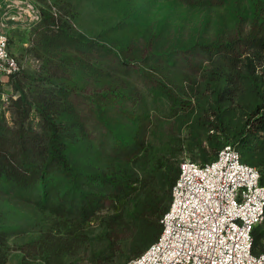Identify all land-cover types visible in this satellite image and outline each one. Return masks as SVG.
I'll use <instances>...</instances> for the list:
<instances>
[{
	"label": "rangeland",
	"instance_id": "obj_1",
	"mask_svg": "<svg viewBox=\"0 0 264 264\" xmlns=\"http://www.w3.org/2000/svg\"><path fill=\"white\" fill-rule=\"evenodd\" d=\"M16 1L0 0L20 67L0 81L2 138L22 128L11 136L22 141L18 147L54 143L77 177L50 166L45 192L38 181L23 189L0 181V264H123L134 256L138 228L118 223L121 247L108 242L112 217L124 210L105 203L83 219L73 207L91 188L108 195L98 181L105 177L135 186V173L159 163L178 169L184 158L206 162L230 143L264 183V131L257 143L240 141L264 92V51L245 42L264 33V0ZM207 44L216 47L200 46ZM230 48L243 63L232 64ZM254 239L256 251L264 248V219Z\"/></svg>",
	"mask_w": 264,
	"mask_h": 264
},
{
	"label": "built area",
	"instance_id": "obj_2",
	"mask_svg": "<svg viewBox=\"0 0 264 264\" xmlns=\"http://www.w3.org/2000/svg\"><path fill=\"white\" fill-rule=\"evenodd\" d=\"M25 1L16 2L24 7ZM19 69L0 22V81ZM263 219L259 170L225 144L208 162L179 163L158 238L123 264H264V249L253 251L252 234Z\"/></svg>",
	"mask_w": 264,
	"mask_h": 264
},
{
	"label": "trees",
	"instance_id": "obj_3",
	"mask_svg": "<svg viewBox=\"0 0 264 264\" xmlns=\"http://www.w3.org/2000/svg\"><path fill=\"white\" fill-rule=\"evenodd\" d=\"M53 24L57 26L56 28H63V24L61 25L58 22L57 17L54 18ZM245 42H247L250 49L257 47L264 51V33L247 36L245 38ZM200 46L204 50L216 47L214 44ZM227 47L228 44L225 45V48ZM227 54L232 64H237L239 61L243 63L232 48L228 50ZM227 54L225 55L227 56ZM259 94L261 96V101L253 107L251 114L244 123L246 135L240 138L243 145H248V143H253L255 141L257 143V136H260L259 132L264 131V92L260 91ZM22 103L23 99L18 97L17 108L19 109L21 106L23 107L18 112L19 115L24 114V119L26 117L25 114H28V112L26 105H23ZM49 129H51V126L43 129L42 133L45 134ZM23 130L25 129L16 128V130H10V138H2L4 135H1L0 130V181H7L13 187H19L21 189L30 187L38 181L42 185V192H45L46 188L44 187L47 177L46 169L50 168V166H55V169L59 168L70 181L74 182L77 174L74 172L75 168L69 156L65 154L64 150L56 148L54 143L51 147H49V150L48 147L41 148L39 146L41 143L40 140L32 145L33 148L27 147L25 144L23 146L21 144V146L18 147V144L22 142L19 141L18 137L23 135ZM11 136H18L16 143L11 142V140L14 139V137L11 138ZM24 141L25 140H23V142ZM261 143H264V138ZM142 147L143 146L139 143L136 151L133 152L134 155L129 156V160L130 158H135V155H137V152H139V149ZM43 152H47L49 156H44L42 158L41 154ZM24 153H27V156ZM34 156L36 159H42L37 161L38 159L36 160ZM178 172L179 168L173 169L172 166L162 168V165L159 163L151 170L143 172L141 177L135 173L136 177L131 178L132 182L138 181V184H135V186H132L130 182L125 185H116L114 179L105 177L102 181H98L100 184L108 186V195H97V192L91 191V188L86 193H82L79 197L74 198L72 204L73 207L76 208V215L81 216L83 219H87L99 212L101 209H104L105 203L112 204L110 208L115 211H118L119 209L124 210L125 217L123 218L120 217V213L113 215L112 219H114V222L110 227L112 234L109 235L108 242L110 245L116 246L117 248L121 247V237L118 233H116L115 229H113V227L118 223L120 225L127 224V226L131 225L136 227L141 230L142 233L140 237L135 240L131 254L137 256L143 252L151 242L156 240L160 234V220L163 213L169 206L171 199V187L178 175ZM85 176L90 178L89 184H91L92 178L90 175L85 174ZM260 181L264 184L262 181V173H260ZM108 196L109 200H106ZM119 218H121V220L118 222ZM252 234L253 251L258 252L263 250L264 248L257 251L255 250L254 230ZM97 257L100 258L99 256Z\"/></svg>",
	"mask_w": 264,
	"mask_h": 264
}]
</instances>
